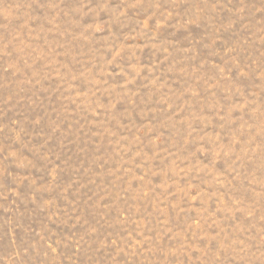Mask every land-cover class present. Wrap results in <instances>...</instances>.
Here are the masks:
<instances>
[{"label":"rangeland","instance_id":"obj_1","mask_svg":"<svg viewBox=\"0 0 264 264\" xmlns=\"http://www.w3.org/2000/svg\"><path fill=\"white\" fill-rule=\"evenodd\" d=\"M0 264H264V0H0Z\"/></svg>","mask_w":264,"mask_h":264}]
</instances>
